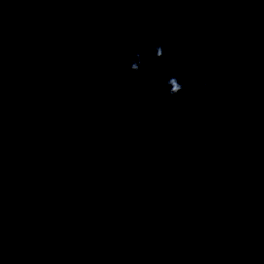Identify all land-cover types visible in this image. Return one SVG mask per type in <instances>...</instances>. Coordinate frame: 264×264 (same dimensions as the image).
<instances>
[{
	"label": "water",
	"instance_id": "obj_1",
	"mask_svg": "<svg viewBox=\"0 0 264 264\" xmlns=\"http://www.w3.org/2000/svg\"><path fill=\"white\" fill-rule=\"evenodd\" d=\"M0 264H264V0H0Z\"/></svg>",
	"mask_w": 264,
	"mask_h": 264
},
{
	"label": "clouds",
	"instance_id": "obj_2",
	"mask_svg": "<svg viewBox=\"0 0 264 264\" xmlns=\"http://www.w3.org/2000/svg\"><path fill=\"white\" fill-rule=\"evenodd\" d=\"M120 2H232V0H120ZM159 39V37L157 38ZM231 38L228 36L223 37V44L230 45ZM148 54H152L155 60H162L165 56V49L162 44L149 47L146 51L137 50L134 57H129L128 64L129 70L139 73L145 66V60ZM199 61L193 60L191 63L195 64ZM163 69L164 65H160ZM211 78L205 76L202 82V88L207 90L210 87ZM166 86L168 88L167 95L169 97L177 96L185 90L186 84L182 82V77L169 75L166 79Z\"/></svg>",
	"mask_w": 264,
	"mask_h": 264
}]
</instances>
